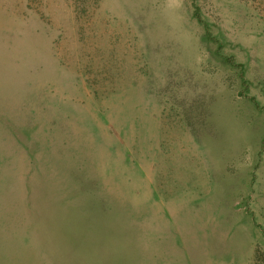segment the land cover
<instances>
[{"label": "rangeland", "instance_id": "374dc122", "mask_svg": "<svg viewBox=\"0 0 264 264\" xmlns=\"http://www.w3.org/2000/svg\"><path fill=\"white\" fill-rule=\"evenodd\" d=\"M0 264H264V0H0Z\"/></svg>", "mask_w": 264, "mask_h": 264}]
</instances>
